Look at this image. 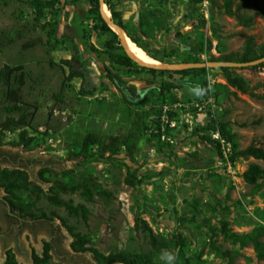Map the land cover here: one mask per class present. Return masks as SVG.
Returning <instances> with one entry per match:
<instances>
[{
    "label": "rangeland",
    "instance_id": "rangeland-1",
    "mask_svg": "<svg viewBox=\"0 0 264 264\" xmlns=\"http://www.w3.org/2000/svg\"><path fill=\"white\" fill-rule=\"evenodd\" d=\"M111 1L143 49L171 68L153 74L118 64L126 51L120 38L94 29L90 0H0V68L24 66L28 104L9 112L0 81V148L28 162L33 192L17 195L61 231L56 253L47 228L2 238L10 224L0 218V264H99L98 255L122 251L152 253L161 264H264L252 242L235 238L264 229V175L257 186L244 178L264 160L230 163L202 137L215 139L205 128L222 116L238 150L264 149V99L228 86L212 60L240 54L251 37L263 45L264 18L247 9L254 21L243 25L223 0ZM201 41L205 51H192ZM74 56L90 70L93 95L80 94V78L67 81L60 63ZM183 66L196 71L181 75ZM253 66L234 69L264 95V68ZM165 82L182 87L163 92ZM202 84L212 95L199 101ZM89 134L98 143L84 152ZM112 139L115 150L101 155ZM0 195L8 197L4 189ZM139 219L167 249L152 246ZM78 244L87 251L77 252Z\"/></svg>",
    "mask_w": 264,
    "mask_h": 264
},
{
    "label": "trees",
    "instance_id": "trees-1",
    "mask_svg": "<svg viewBox=\"0 0 264 264\" xmlns=\"http://www.w3.org/2000/svg\"><path fill=\"white\" fill-rule=\"evenodd\" d=\"M111 0H104V4L108 6L113 14L114 20H118V25L124 29L128 35V37L133 40V42L143 49L140 40H138L129 30L123 22L119 20V17L115 10L112 8ZM223 6L227 15L235 18L239 23L243 25H251L254 21L252 16H249L245 13L247 9H252L254 12L259 14L264 18V0H223ZM90 10L89 13L93 15V20L96 22L94 29L98 32L108 33L113 36L114 39L119 40L118 35L111 29L109 24L102 16V4L101 0H90ZM254 39L251 37L248 39L243 51L240 54H232L224 55L219 58H212L213 61H217L219 63H252L264 59V44L259 45L257 47L254 46ZM32 46V44H28ZM128 46V44H127ZM28 46H24L26 49ZM129 48V46H128ZM212 48V43H210V49ZM123 50V48H121ZM130 50V48H129ZM131 51V50H130ZM196 53H203L205 51L204 42L201 41L198 43L193 50ZM149 55V54H148ZM155 60H158L157 57L151 56ZM118 64L125 68H137L143 71H148L150 73L163 72V70L142 67L137 64L131 57L128 56L127 53H123L118 56ZM62 66H65L68 69L67 81H72L75 78H80L82 80L80 94L83 96L93 95L96 91V88L92 86L90 80V70L84 65V63L80 60L78 56H74L70 59L62 60L60 63ZM252 68H264V62H261ZM222 73L224 75L225 80H227V85L237 89L238 91L248 94L255 98L264 99V95H261L256 92L257 86H252L250 83L242 76H240L234 68L223 66L221 67ZM196 70H180L178 73L181 75H189L191 72ZM204 72L205 70H200ZM0 81L6 87L5 98L10 103V106L7 108L9 112H23L25 107L28 106L26 102H24L23 98V88L26 85V72L25 68L22 65L18 66H9L5 65L0 68ZM182 84L165 82L162 85L163 92H169L172 89L181 88ZM65 88V87H63ZM198 95L196 97L197 100L202 101L204 99L209 98L212 95L211 89L208 84H202L198 87ZM222 116H215L208 120L207 126L205 129L209 130L213 133H218L223 139L230 142L232 144L233 152L230 155V162L236 163L240 158L252 157L257 160H264V149L261 147H257L255 145H250L244 150H238L237 143L234 142V136L229 131L227 124L222 121ZM204 140L213 144L219 152H221V144L218 140L212 139L210 136H202ZM117 139H112L108 144H104L101 147V155H105L108 152H112L115 150ZM98 139L89 134L82 145V151L87 152L91 147L97 145ZM129 151H132L133 146L126 144ZM264 175V169L260 166L253 164L248 170L244 173V178L247 183L251 185H258L259 179ZM31 184L28 181V176L24 171L21 170H9L0 168V189H4L8 194L6 197L7 201L11 206L12 213L18 214L24 220L33 221L36 226V233L38 228H47L49 233L55 232V227L52 224H49L46 221H52V219L48 218L46 215L41 214L38 215L34 212V203L28 202L27 199L21 198L17 195L19 191H24L25 194L30 192ZM84 187L82 184L75 186L74 189L76 191ZM33 192V191H31ZM86 211V209L84 208ZM9 216V214H8ZM46 220V221H43ZM138 226L141 225L143 231L146 234V237L150 240V243L157 250H165L168 248V244L166 241L158 238L152 229L148 226V224L139 219ZM32 228L31 225H25V228ZM24 228V230H25ZM262 232L264 234V229L256 230V232L252 234H248L245 236H235V238L241 240L244 244L248 242H252L254 244V248L259 259H264V242L260 240L257 236ZM35 233V234H36ZM259 233V234H257ZM179 247L184 248L185 242L183 239H179L177 241ZM49 249L52 250L51 244H48ZM77 252H85L87 251L81 244L75 247ZM98 257L102 258V260L98 259L99 264H111L115 262L123 263V264H161L154 260L152 253H132L129 251H122L118 254L112 255L110 257L103 258L101 255ZM11 259V258H10ZM48 259V257H47ZM8 264H15L13 260H9Z\"/></svg>",
    "mask_w": 264,
    "mask_h": 264
},
{
    "label": "flooded vegetation",
    "instance_id": "flooded-vegetation-1",
    "mask_svg": "<svg viewBox=\"0 0 264 264\" xmlns=\"http://www.w3.org/2000/svg\"><path fill=\"white\" fill-rule=\"evenodd\" d=\"M25 166L28 167V162L21 156L14 157L11 154H8L7 152H4L0 148V168L2 170L9 169L12 170H21L23 171ZM30 166V165H29ZM1 190V189H0ZM8 205L10 206L9 202L7 201L6 197H3L0 195V218L7 219L8 223L10 224V227L8 231L2 235H9L12 232H15L17 236H20L23 234V232L28 231L29 234H35L36 226L34 225L33 221L24 220L21 217L18 216L16 213H12L11 210L8 209ZM11 208V206H10ZM9 214V216H8ZM3 216V217H2ZM46 221V220H43ZM52 224L55 229L53 233L50 234V244L52 246V251H55L56 253L59 251L61 247V231L59 228H57L52 221H46V223ZM25 225H31L32 228L26 227ZM25 228V230H24ZM43 228V227H42ZM38 232V230H37Z\"/></svg>",
    "mask_w": 264,
    "mask_h": 264
},
{
    "label": "water",
    "instance_id": "water-1",
    "mask_svg": "<svg viewBox=\"0 0 264 264\" xmlns=\"http://www.w3.org/2000/svg\"><path fill=\"white\" fill-rule=\"evenodd\" d=\"M101 4H102V16L103 18L106 20V22L109 24V26L111 27V29H113V31L115 33L118 34L120 40H121V43L126 51V53L128 54L129 57H131L135 62H137V64L139 66H142V67H147V68H154V69H159V70H165L166 68H171L170 66H167V65H160V66H155V65H152V64H148V63H145V62H142L140 60H138L135 56H133L127 45H126V38H125V35H124V29H122L117 23H115L110 16H107L104 12V1L101 0ZM125 34H127L125 32ZM261 62H264V59H261L259 61H256V62H252V63H217L218 66L220 67H223V66H228V67H231V68H241V67H247V66H251V65H257ZM190 67L189 66H183V67H180L181 70H185V69H189ZM8 209L11 210L10 206L8 205Z\"/></svg>",
    "mask_w": 264,
    "mask_h": 264
},
{
    "label": "bare ground",
    "instance_id": "bare-ground-1",
    "mask_svg": "<svg viewBox=\"0 0 264 264\" xmlns=\"http://www.w3.org/2000/svg\"><path fill=\"white\" fill-rule=\"evenodd\" d=\"M104 12L107 16L110 15L108 9H104ZM124 35H125V38H126V45L128 44L129 48H130V53L135 56L138 60L142 61V62H145V63H148V64H152V65H155V66H160L162 65V63H160L158 60H155L154 58L150 57L148 55V53L140 48L139 46H137L136 44L133 43V40H131L124 32ZM127 46V47H128ZM128 48V49H129ZM160 63V64H159Z\"/></svg>",
    "mask_w": 264,
    "mask_h": 264
},
{
    "label": "built area",
    "instance_id": "built-area-1",
    "mask_svg": "<svg viewBox=\"0 0 264 264\" xmlns=\"http://www.w3.org/2000/svg\"><path fill=\"white\" fill-rule=\"evenodd\" d=\"M213 136L221 144V152H222L223 157L228 162H230L229 158H230V155L232 153V145H231V143L226 141L225 139H223L218 133H215Z\"/></svg>",
    "mask_w": 264,
    "mask_h": 264
}]
</instances>
